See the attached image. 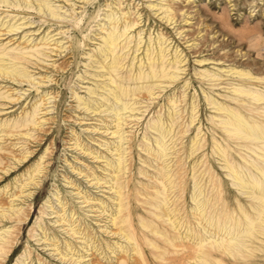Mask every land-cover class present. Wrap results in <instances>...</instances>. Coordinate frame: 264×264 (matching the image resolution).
I'll return each mask as SVG.
<instances>
[{
  "label": "rangeland",
  "instance_id": "rangeland-1",
  "mask_svg": "<svg viewBox=\"0 0 264 264\" xmlns=\"http://www.w3.org/2000/svg\"><path fill=\"white\" fill-rule=\"evenodd\" d=\"M175 2H177L175 5L179 7L177 10L179 13L176 12L177 15H175V19H177L176 24L170 25L169 22L166 23L164 19H160L161 15L157 16L160 11L154 15L153 13L155 11L148 8L151 0H126L124 4L125 6L129 3L134 7L132 11H135V14L139 11L142 15V23L139 24L143 27L142 36L146 34V39H148L150 33L152 37H156L158 33L163 32L166 38L169 37L165 45H168V48L173 50L172 53L176 49L178 51L180 50L182 56H186L188 64L184 67L185 70L181 72L179 84L174 83L170 85V87L166 88L160 94L162 96L160 104L153 107V109H151L152 107L149 108L137 124L132 122L127 126L126 130H130L132 134L130 135V131H128L129 134L128 132L126 134L133 137L134 140L132 144L124 145V147L129 149L126 152L128 156L126 157L125 165L130 167L122 180L126 179L129 182L125 197L129 199L130 206H132L130 219L133 220L136 229H142L143 227L140 221H146L149 220V217H154L151 212L152 210H149L150 206L144 205L143 203L145 197L138 193V189L143 186L142 182L149 183L151 181V179L149 180V176H145L142 172L148 171L149 174H152L156 171V166L158 165V162L153 160L145 150L146 144L155 146V143H152V141L147 140L143 136L152 131L148 127L152 124L156 115L158 113L163 114L166 111L167 104L166 106L164 105L166 96L173 92L178 94L186 92V95L192 98L191 101L199 105L197 109L199 112L193 125L188 127L189 131L187 134L185 136L178 134L176 137L181 136L183 142L178 140L176 150H180L178 153L171 155L170 160L173 159L171 164L175 161L185 164L186 176L183 180H186L187 184L192 187V192H189V189L183 192V190L176 188L171 194V200L177 201L178 206L172 205L171 208L179 209L180 214L178 216L181 218L180 223L184 225H186L185 223H191L194 234L207 239L204 242V249L208 251L209 257L205 261L200 259L197 253L194 252L192 258H189L185 250L180 247L178 248L180 250L179 252H170L167 254L165 260L158 259L153 254L154 248L152 247V243L159 242L151 234L141 235L137 232L138 239H140L139 244L148 248L145 251V256L149 262L145 264H186L188 261H191L192 264H264L263 234L256 233V236L246 239L245 246L240 248V250L222 252L223 248H221V244L219 243L229 240L230 236L224 231L220 232L214 225H210L207 222V220L212 221L215 218H242L244 214L256 216L257 210L251 204L254 198L252 192L240 191L236 185L232 184L231 178L225 175V170L221 167L222 162L213 150V141L211 139L213 136V123L210 117L214 115L215 110L211 108V105H207L205 95L209 94L217 100L228 103L229 99L220 94L227 93L229 88L232 87L231 83H236V80H229L227 82L228 84L222 83L219 86H213L209 85L210 82H200L195 73L196 71H204L205 69L213 72L221 70L220 68L222 67L226 69L227 66L233 65L240 66V69L244 68L250 71L253 73V76L264 77V0H191L190 2L189 0H175ZM106 3H110V1L100 0L98 6L95 4L84 12L81 8L77 9L76 14H71L69 6H65L64 4L62 11L68 9L66 11L68 17L66 16V18L70 22L64 24L63 30H67L70 24H83L84 31L77 33L72 31L70 27L69 33L66 34V38L62 39V42L65 43V46L76 43L80 47V50L69 54V50L66 49L61 56L48 58L45 64H52L53 60H56V66L61 63L65 64L66 68L63 72L62 69H59L57 72L56 70L53 71L55 68H52L51 71L50 65L48 66V70L42 67L41 71L34 66H30L29 69L34 73L33 78H35V82L40 81L47 71L51 72L50 74L53 78L52 82H40L38 91L35 90L32 84H27L26 82L22 85L12 84L16 90L15 92L22 89L21 92L24 95L18 104L7 110L8 112H16V114L10 115L8 113L2 118L3 120L8 117L14 118V116H17L23 107L31 105L32 102L39 99L42 93L49 92L50 96L54 98L50 99L52 101L51 103L49 102L45 105V107H48L46 118H49V120H47V123L43 127L44 129H31V138L30 136H25L17 140L16 137H13L4 143L6 147L11 145L9 149L14 151V156L18 158L26 150L32 152L31 154L28 153V157L24 158L22 162L16 161V163L15 160L17 157L12 159L10 157L12 153H8V158L1 164L0 201L2 204H0V210L4 208L6 213H10L7 208L14 197H9V195L17 190L15 185L17 184L18 186L21 183L18 179L24 180L29 172L38 164L39 166H44L46 169H44V172L39 177L36 176V181H38L37 185L28 187V190L22 194V198H19L15 202V208H20V211L14 216L19 221L2 220L0 217V233L7 227H10L12 230V233L8 234L12 242L8 244L9 247L7 249L0 252V264H73V261L68 260L71 254L66 256V260L61 259V256L67 253V250L63 249L60 255V250H54L55 247L52 245L53 241L50 240L53 238L58 241L60 247H63L65 242H70L77 246L73 249L75 250L73 259L77 258V253L81 254L85 250H82V245L86 243H88L87 245L89 247L92 246V243L95 246L98 245L100 249L97 252L95 249L89 251L88 253L94 252V254L83 258L77 264H89L91 261L94 262L93 264L99 261H103L106 264H117L118 256H131L134 253L129 250L123 252L122 248H119L120 245H123L130 249V244L125 238L114 234L113 228L112 232H104L105 228L103 225L108 222L107 212L101 214V208H99L98 203L99 199L104 201L113 200L114 197H111V195L113 196V191L108 189L107 186L109 184L102 185L103 180L98 185H94L95 180H92L96 175L103 177V175L110 173L109 170L103 169L106 165L105 158L96 159L93 158V155L101 152L104 156L117 157L114 155L115 151L112 149L108 151L106 149L107 146L104 145L105 143L109 144L113 141L117 143L119 141L117 139L114 140L113 135L109 134L112 129L105 131L103 127L111 117L104 116L107 114L106 112L98 116L95 113L89 114V112L84 111L81 109L82 106L78 108L77 99L72 95V92L75 91L78 96H87L88 93L85 87H91L95 84L93 80L87 78L82 79L78 75L83 74L88 69L86 63L89 61L86 52H89L93 46H96L95 43L99 42V40L95 39L98 36L94 35V31L97 27V21L104 17L102 13L105 10L102 9L107 8L105 6ZM162 3L166 2L164 1ZM56 4L63 5L62 2H56ZM78 5L83 6L81 3H78ZM197 10L200 14L196 12ZM186 12H190L189 15H192V18L187 23L182 20L185 18ZM26 16L35 21L32 26H36L44 20L39 14L33 12L28 13ZM44 26L36 32L37 35L44 30ZM55 26L52 27V31L57 29V25ZM177 29L178 31L182 29L186 30L184 33L187 34V37H182L185 35L184 33L182 36L178 34ZM31 30H33V27ZM55 32L57 33L56 30L54 34ZM88 34L93 39H87L90 45L84 47L85 38H87ZM42 35L41 33L40 37ZM195 41L200 43V45H204H198V48L196 47L197 49L190 46ZM246 52L249 53L244 55ZM202 58H208V60L199 63L198 60ZM186 82L191 84L187 90H185L186 86H183ZM4 85L9 86L11 83H2L0 89ZM262 86L264 87V84ZM256 87L254 86V88ZM2 90H5V88ZM204 90L205 93L202 92ZM182 105L177 109L180 112L184 111L183 115H187L189 107L182 108ZM43 112L38 117H42ZM189 120L187 117L184 119L179 118V122L183 123L182 127L185 126L184 128L188 126ZM198 127L201 130L200 136L206 138L200 144L191 148L190 137L199 132ZM216 136L219 141L224 142L223 137L220 135ZM75 139L79 140L78 142L81 143L80 146L74 144ZM14 143H17V145L14 146ZM83 146L86 149H81ZM232 147L236 151L239 150L234 144ZM91 151L95 152V154L88 155L87 153ZM189 153H192V155L187 157ZM241 153L244 154L245 152L243 151ZM236 155L239 158L241 157L239 153H236ZM179 162L175 163L174 169L177 168ZM192 162L195 163V168L198 167L195 169L196 173L195 171L190 172L189 166L191 164L193 166ZM4 166V170L8 169L6 173L2 169ZM182 171L184 172V170ZM193 173H195V176L197 175V178L200 176L199 179L204 175V181L202 179L200 184L205 187V192L197 197L198 199L203 197L211 199L204 210L198 208L196 203L191 199V194L194 193L193 180L191 181ZM212 175H214L213 183L208 182V177ZM107 178L110 179L111 176H107ZM30 192L31 194H29ZM84 195L98 199L83 202L84 198L82 196ZM116 201L114 200V202ZM115 207L113 205V208ZM50 212L53 213L49 214ZM63 214L65 216L74 214V227L76 229L80 227L83 231L82 235L76 234L71 236L72 231L66 232L69 229L68 222L63 220L56 222L58 215ZM254 222H256V228L264 226V220L262 221L257 216ZM40 225H43L45 228L44 234L42 233V229L39 228ZM165 225L169 227L167 224ZM110 230L108 229V231ZM183 231L186 232L184 227L181 233ZM86 233H89L91 238H93L91 242H87L85 238H82L85 237ZM45 236L49 239H45ZM116 242L118 243L117 245H115ZM191 242L195 248H198L197 239L192 238ZM108 243L115 247V253H110L111 249H103V245ZM6 254H9V257L5 258ZM106 254H109L108 259L105 257Z\"/></svg>",
  "mask_w": 264,
  "mask_h": 264
},
{
  "label": "bare ground",
  "instance_id": "bare-ground-1",
  "mask_svg": "<svg viewBox=\"0 0 264 264\" xmlns=\"http://www.w3.org/2000/svg\"><path fill=\"white\" fill-rule=\"evenodd\" d=\"M91 1L92 0H0V85L2 83H11L9 86H3L5 90H2L3 88L0 89V166L3 161L8 158L9 154H13L14 152L9 149L11 145L9 147L4 145L5 142L11 140L10 138L13 137H16L17 140L25 136H30L31 138V129H44L43 127L47 123V120H49V118H46L48 107H45V105L49 102L51 103L52 101L50 99L54 98L50 96L49 92L42 93L39 99L32 102L31 105L23 107L17 116H14V118L8 117L3 120L2 118L8 113L10 115L16 114V112H8L7 110L18 104L24 95L23 92H21L22 89L15 92L16 90L13 88V85H22L26 82L27 84H32L35 90L38 91L40 82L53 81L52 75L50 74L51 72L47 71L40 81L35 82V78H33L34 73L29 69L30 66H34L41 71L42 67L48 70V66L50 65L51 71L52 68H55L53 71L56 70L57 72L59 69H62L63 72L66 68L65 64L61 63L56 66V60H53L52 64L45 63L50 57L61 56L66 49L69 50V54L78 52L80 47L76 45V43L65 46L62 39L66 38L65 36L69 33L70 27L72 31L78 33L84 31V25L70 24L67 30H63L64 24L70 22V20L66 18V16L68 17V15H66L68 9L62 11V8H64L65 4V6H69L71 14H76L77 9L81 8L84 12L95 4L98 6L100 2V0ZM108 1H110V3L105 4L107 8L102 9L105 10V12L102 13L104 17L97 21V27L94 31V35L98 36V38L95 39L99 40V42L95 43L96 46H93L89 52H86L89 61L86 63L88 69L84 71L83 74L78 75V77H82V79L87 78L93 80L95 84L91 87H85L88 93L87 96H78L75 91L72 92V95L77 99L78 108L82 106L81 109L84 111L89 112V114L95 113L98 116L106 112L107 114L104 116L111 117L110 120L106 121L103 127L105 131L112 129L109 134L113 135L114 140H119L117 143L113 141L112 143L104 144L107 146L106 149L108 151L110 149L115 151L114 155L117 156L116 158L104 156L101 152H97V155H93L95 152L92 151L87 153L88 155L92 154L93 158L96 159L105 158L106 165L103 169L109 170L110 172L107 175H103V177L96 175L92 179L95 180L94 185L101 184L100 182L103 180L102 185L109 184V186H107L108 189L113 191V196L111 195V197H114L113 200L109 199L110 201H104L99 199L98 203L99 208H101L100 213L105 214L107 212L108 222L103 225L105 228L104 232L109 233L114 230V234L125 238L130 244V249L123 245H120L119 248L121 247L123 252H127L128 250L134 252L131 256H118L117 264H145L149 262L148 258L145 256V251L146 249L148 250V248L139 244L140 239H138L137 232L141 235L151 234L159 242L155 244L152 243V247L154 248L153 254L158 259L165 260L167 254L170 252H179L180 250L178 248L182 247L189 258H192V254L195 252L200 259L207 261L209 254L208 251L204 249V242L207 239L196 236L191 223H185L186 225L180 223L181 218L178 216L180 214L179 209L171 208L172 205L178 206L177 201L171 200V194L176 188L183 190V192L187 189H189V192H192V187L187 184L186 180H183L186 176L184 169L186 167L185 164L179 161H175L171 164L173 159L170 160L171 155L179 152L180 149L176 150V146L178 145L177 142L178 140L183 142L181 136L187 134L189 131L188 127L193 125L197 118V113L199 112V110L197 111L199 105L194 101L192 102V98L188 97L186 92L182 94L173 92L166 96L164 104L165 106L167 104L166 111L163 114L158 113L156 115L152 124L148 127L152 131L143 136L147 140L152 141V143H155V146L146 144L145 150L153 160L158 162V165L156 166V171L152 174H149L148 171L142 172L145 176H149V180L151 179V181H149V183L142 182L143 186L138 189V193L145 197L143 203L144 205L150 206L149 210H152L151 212L154 217H149V220L146 221L141 220L142 229H136L133 220L130 219L132 206H130L129 199L125 197L129 182H127L126 179H122L130 167L125 165L126 157L128 156L126 154L128 148L124 147V145L132 144L134 139L130 137L132 134L130 130H128L130 131V135H128L129 132L126 128L132 122L137 124L149 108L152 107L151 109H153V107L159 105L162 99L160 94H162L166 88L174 83L179 84L181 72L185 70L184 67L187 66L188 60L186 56H182L180 50L178 51L176 49L174 53H172L173 50L168 48V45H165L169 37L166 38L163 32L158 33L156 37H152L150 33L148 39H146V34L142 36L143 27L139 24L142 23L143 17L139 11L135 14V11H132L134 7L129 3L124 6L126 0ZM164 1L166 3H162ZM190 1L191 0H189V2ZM56 2H62L63 5H58ZM78 3H81L83 6L78 5ZM175 3H177L175 0H151V3L148 4V8L155 11L153 13L154 15L160 11L157 16L161 15L160 19H164L166 23L169 22V25L176 24L177 19H175V15H177L176 12L179 7L176 6ZM32 12L44 18V20L36 26H32L35 21L26 16L28 13ZM190 12H186V16L183 14L185 18L182 20L186 23L192 18V15H189ZM196 12H198V10ZM43 25H45L43 28L44 30L37 35L36 32L39 31ZM55 25H57V29H55L57 33L55 32L54 34L55 30L52 31L51 29ZM32 27L33 30H31ZM184 29L180 31L177 29V33L182 36L186 31ZM58 30L60 31L58 32ZM47 31L48 33H46ZM187 31L189 30L187 29ZM41 33L43 35L40 37ZM184 34L185 35L182 37L187 35L186 33ZM36 35L37 37H35ZM16 36L18 37L16 38ZM39 38L40 40L38 41ZM85 39L84 47L90 45L87 39L91 40L93 37L88 34ZM195 42L190 46L196 48L200 45V43ZM202 45L204 44L200 46ZM237 53L240 55L239 52ZM248 53L249 52H246L244 55ZM207 60L208 58H202L199 59L198 62L202 63ZM239 67L240 66L229 65L226 69L222 67L220 68L221 70L213 72L209 69H205L204 71H196L195 73L200 82H210L209 85L213 86H219L222 83H227L229 80H236V83H231L232 87L229 88L227 93L220 94L229 99L228 103L217 100L209 94L205 95V99L208 103L207 105H211V108L215 110L214 115L210 117L213 123V136L211 138L213 141V150L218 159L222 162L221 167L225 170V175L231 178L232 184L236 185L240 191L252 192L254 198L251 204H253L252 206L257 210V218L263 221L264 87L262 85L264 84V77L253 76V73L250 71L244 68L240 69ZM190 85V83L186 82L183 86H186L185 90H187ZM254 86L257 87L254 88ZM202 92L205 93V90ZM9 104H11V106L8 107ZM181 105L182 108L189 107L187 115H183L184 111L180 112V110L177 109L181 107ZM43 110L46 111L43 112ZM41 112H43L42 117H38ZM186 117L190 119L186 127L187 129L184 128L185 126L182 127L183 123L179 122V118L184 119ZM198 130L199 132L197 134L190 137L191 148H194L206 138L200 136V127H198ZM127 132L128 134H126ZM178 134H181V136L176 138ZM216 135L223 137L224 142L219 141ZM75 140L74 144L80 146L81 143L78 142L79 140ZM233 144L236 148H239V150L236 151L235 148L232 147ZM16 145L17 143H14V146ZM81 149L86 148L83 146ZM243 151L245 152L244 154L241 153ZM31 152L26 150L24 154L22 152L23 155L19 158L14 156V154H11L10 157L12 159L14 157L18 158H16L15 163L16 161L22 162L24 158L28 157V153L31 154ZM193 152L195 153V151ZM236 153H239L241 157L239 158ZM191 155L192 153H189L187 157ZM176 162H179V164L177 168L174 169L173 167ZM198 163L196 164L198 165ZM194 165L195 163H193V166L192 164L189 166L190 172L198 168L197 165V168H195ZM4 168L5 166L2 167L3 170ZM44 169H46L44 166H39L38 164L29 172L24 180L18 179L21 183L18 186L16 184L15 187L17 190L9 195V197H14L7 208L10 213H6L4 208L0 210V217L2 220H18L14 215L20 211V208H15V202L19 200V198H22V194L28 190V187L37 185L38 181H36V176L39 177V175L44 172ZM182 170H184V172ZM4 171L6 173L8 169ZM195 173H193L191 177L194 191V193L191 194V199L196 203L198 208L204 210L211 199L208 197L197 198L205 192V187L200 184L204 175L199 179L200 176L197 178ZM107 176H111V178L109 179ZM208 178V182L213 183L214 175ZM196 189L197 191H195ZM29 194H31V192ZM82 197L84 198L83 202H89L91 199H98L91 198L89 195H84ZM114 200L117 201L114 202ZM0 204H2L1 201ZM113 205L116 207L113 208ZM52 213L53 212H50L49 214ZM64 214L58 215L56 222L58 220L68 222L69 229H67L66 232L72 231L71 236L76 234L82 235L83 231L81 228L79 227L76 229L74 227V214H68L66 216ZM256 216L244 214L242 218L233 217L230 219L227 217V219L215 218L212 221L207 220L210 225H214L220 232L224 231L230 236L229 240L219 243L221 244V248H223L222 252L240 250V248L245 246L244 243L246 239L256 236V233L264 235V226L256 228L257 225L256 222H254ZM164 223L169 227H166ZM183 227L186 229V232L183 231L181 233ZM39 228L42 229V233L44 234L45 228L43 225H40ZM108 229L111 230L108 231ZM11 233L12 230L10 227L3 229L0 233V252L7 249L9 247L8 244L12 242L8 237V234ZM44 238L47 240L49 239L47 236ZM82 238H85L87 242H91L93 239L89 233H86L85 237ZM192 238L197 239L198 248L194 247V244L191 242ZM50 240L53 241L52 245L55 247L54 250H60L59 255L62 253L63 249L67 250V253H64L61 259L66 260V256L71 254L68 260L73 261V264H77L81 262L83 258L94 254V252L88 253L89 251L95 249L97 252L100 249L98 245L95 246L94 243H92L91 247L86 243L82 245V250L85 249L83 253H77V258L73 259V255L75 254V250L73 249L77 247L76 245L65 242L64 246L60 247L58 241L54 238ZM117 244L116 242L115 245ZM103 249H111L110 253L116 252L115 247L111 246L109 243L103 245ZM6 257H9V254H6L5 258ZM105 257L108 259L109 254H106ZM93 263V261L89 262V264ZM96 264L106 263L99 261ZM186 264H192V262L188 261Z\"/></svg>",
  "mask_w": 264,
  "mask_h": 264
}]
</instances>
